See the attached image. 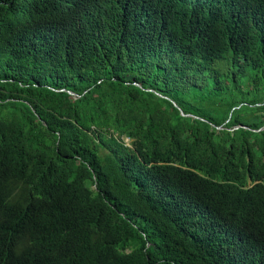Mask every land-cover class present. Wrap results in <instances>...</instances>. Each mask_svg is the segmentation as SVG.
I'll return each mask as SVG.
<instances>
[{
  "label": "trees",
  "instance_id": "1",
  "mask_svg": "<svg viewBox=\"0 0 264 264\" xmlns=\"http://www.w3.org/2000/svg\"><path fill=\"white\" fill-rule=\"evenodd\" d=\"M0 264H264V0H0Z\"/></svg>",
  "mask_w": 264,
  "mask_h": 264
},
{
  "label": "water",
  "instance_id": "2",
  "mask_svg": "<svg viewBox=\"0 0 264 264\" xmlns=\"http://www.w3.org/2000/svg\"><path fill=\"white\" fill-rule=\"evenodd\" d=\"M182 111V110H181ZM182 114L185 115V113L182 111ZM186 115H189V114H186Z\"/></svg>",
  "mask_w": 264,
  "mask_h": 264
},
{
  "label": "rangeland",
  "instance_id": "3",
  "mask_svg": "<svg viewBox=\"0 0 264 264\" xmlns=\"http://www.w3.org/2000/svg\"><path fill=\"white\" fill-rule=\"evenodd\" d=\"M125 141L128 142V139L126 138Z\"/></svg>",
  "mask_w": 264,
  "mask_h": 264
}]
</instances>
